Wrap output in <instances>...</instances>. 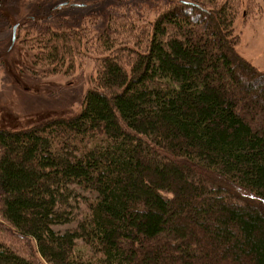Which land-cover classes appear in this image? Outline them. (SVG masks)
<instances>
[{
  "label": "trees",
  "instance_id": "obj_1",
  "mask_svg": "<svg viewBox=\"0 0 264 264\" xmlns=\"http://www.w3.org/2000/svg\"><path fill=\"white\" fill-rule=\"evenodd\" d=\"M259 8L155 0L101 34L20 32L45 75L92 56L96 77L79 116L0 128V264H38L13 243L46 264H264V72L236 32Z\"/></svg>",
  "mask_w": 264,
  "mask_h": 264
},
{
  "label": "rangeland",
  "instance_id": "obj_2",
  "mask_svg": "<svg viewBox=\"0 0 264 264\" xmlns=\"http://www.w3.org/2000/svg\"><path fill=\"white\" fill-rule=\"evenodd\" d=\"M255 1L261 12L250 18L241 14L236 22L240 36L238 53L264 72V0ZM153 2L0 0V17L3 15V20L0 19V128L24 129L55 116H79L87 91L95 86L94 57H84L72 72L47 76L44 68L33 65V51L18 40L20 32L26 37V28L34 31L39 21H46L56 29L90 28L101 34L108 27L110 17L121 11L136 13L143 6L151 7ZM16 24L21 25L18 33L13 30ZM15 35L17 40L13 43ZM13 244L36 263L46 264L35 254L31 243Z\"/></svg>",
  "mask_w": 264,
  "mask_h": 264
},
{
  "label": "flooded vegetation",
  "instance_id": "obj_3",
  "mask_svg": "<svg viewBox=\"0 0 264 264\" xmlns=\"http://www.w3.org/2000/svg\"><path fill=\"white\" fill-rule=\"evenodd\" d=\"M1 13H2V12H1ZM0 19L3 20V15H1ZM20 26H21V25H19V24H16V25L14 26V28L16 27L15 32L19 31ZM14 28H13V30H14ZM17 33H18V32H17Z\"/></svg>",
  "mask_w": 264,
  "mask_h": 264
},
{
  "label": "water",
  "instance_id": "obj_4",
  "mask_svg": "<svg viewBox=\"0 0 264 264\" xmlns=\"http://www.w3.org/2000/svg\"><path fill=\"white\" fill-rule=\"evenodd\" d=\"M15 30H16V27L14 28V32H15ZM16 40H17V37H16V35H15V36L13 37V43H15Z\"/></svg>",
  "mask_w": 264,
  "mask_h": 264
}]
</instances>
